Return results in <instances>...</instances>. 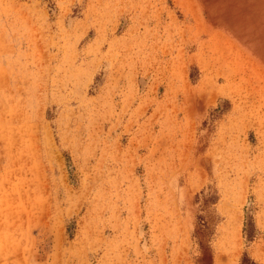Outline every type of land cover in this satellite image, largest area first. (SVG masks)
Instances as JSON below:
<instances>
[{"label":"rangeland","instance_id":"rangeland-1","mask_svg":"<svg viewBox=\"0 0 264 264\" xmlns=\"http://www.w3.org/2000/svg\"><path fill=\"white\" fill-rule=\"evenodd\" d=\"M0 264H264V0H0Z\"/></svg>","mask_w":264,"mask_h":264}]
</instances>
